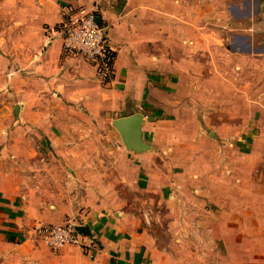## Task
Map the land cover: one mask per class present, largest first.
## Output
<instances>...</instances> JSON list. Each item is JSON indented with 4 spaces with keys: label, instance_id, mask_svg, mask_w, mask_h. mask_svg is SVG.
<instances>
[{
    "label": "crops",
    "instance_id": "crops-1",
    "mask_svg": "<svg viewBox=\"0 0 264 264\" xmlns=\"http://www.w3.org/2000/svg\"><path fill=\"white\" fill-rule=\"evenodd\" d=\"M58 3L96 12L116 51L114 74L104 80L80 55L64 50L62 37L54 31L62 21L61 11L50 24L52 31L39 33L41 49L27 65L17 118L30 105L38 106L30 124L45 133L47 144L31 152L45 161L32 175L27 157L23 181L28 189L20 195L0 181V264H200L188 253L175 258L159 255L160 234L162 227L189 233L192 222L197 232L206 230L210 216L213 232L237 229L229 221L224 227L219 224L224 210L230 221L242 214L232 195L231 180L241 181L234 172L235 177L224 179L230 186L225 195L221 193L223 145L218 144L224 136L235 137L245 142L238 148L247 153L252 150L255 128L263 132L264 84L259 86L256 80L264 79V70L253 63L259 55L264 57V38L258 41L248 25L246 33L232 34L226 46L217 34L228 19L226 0ZM248 6L247 1L245 7L232 5L239 14L228 24L234 27L252 18ZM222 58L236 59L230 72L240 85L247 84V88L233 84L246 92V96L241 93L250 108L245 115H236V105L242 101H228L222 94L223 78L229 73L222 69ZM245 74L247 79L240 80ZM52 101L60 106V115L49 126L48 113L39 106ZM138 112L144 115L143 141L150 146L140 153L127 149L116 128V132L109 130L111 117ZM228 125L232 128L224 133ZM208 146L216 149L211 153L215 157L208 155ZM213 161L217 175L211 179L217 195L207 200L204 194H195L194 187L206 184L204 172ZM178 186L185 189L181 196L175 191ZM68 219L90 227L93 247L67 245L51 250L40 241L47 247L30 242L28 234H34L36 226L62 225Z\"/></svg>",
    "mask_w": 264,
    "mask_h": 264
},
{
    "label": "rangeland",
    "instance_id": "rangeland-1",
    "mask_svg": "<svg viewBox=\"0 0 264 264\" xmlns=\"http://www.w3.org/2000/svg\"><path fill=\"white\" fill-rule=\"evenodd\" d=\"M246 1L247 4H250L248 7L251 9L253 17L244 19L242 25L230 26L228 21H235V18L237 19L235 14H239L238 9L232 10L231 6L242 5L245 7ZM58 2L59 0H0V181H3L1 185L9 191H17L19 195L28 189L27 184L23 181L27 177L24 175L27 170L24 168L25 164L23 163L29 157L31 163L29 167L31 169H28L34 172L32 175H35L36 170L34 168L39 163H44L45 159L36 152L32 153L31 151L37 150L36 147L44 146L47 143L45 142V133H38L30 124V120H34L32 113L38 110V106L30 105V110L26 111L23 116L20 113L19 118L14 113V106L24 101L23 87L27 82V65L41 49L39 39L42 36H39V33L46 29L52 31L50 24H53L59 11L62 15V6ZM226 3L225 9L228 19L220 24V30L217 31L219 37L226 42V46L230 44L232 34L246 33L245 27L248 25L252 27V33L257 36L258 41L264 38V1L251 0L250 3L248 0H226ZM86 10L92 11L89 8ZM57 26H55V30L53 29L56 34L59 31V27L56 29ZM216 37L218 38V36ZM256 59L258 61L253 63L256 65L255 68L260 69L262 67V70H264V57L259 55ZM237 63L236 59L226 62L222 58V69L229 72L225 75L227 79L223 78L225 86L222 88V94L228 101L231 99H237L239 103L242 101L240 105H236V115L240 116V114L245 115L246 112H249L250 108L245 106L242 99L243 95L241 93L246 96V92L235 89L233 85L234 83L235 85L240 83L236 76L230 72L233 68H236ZM241 72H244V69ZM246 77L245 74L242 79H239L243 81L247 79ZM256 83L262 86L264 79H257ZM239 87L247 88L246 82L239 84ZM255 91L258 92L257 96L260 97L262 93L260 87ZM248 92L252 93V89ZM262 95L264 96V90ZM39 107L48 113L46 119L49 126L54 123L56 116L60 115V106L53 101L52 104ZM73 111L74 109L70 110V113L72 114ZM262 116V122H264V113ZM111 118L109 120V130L116 132L112 124L116 116ZM240 122L245 124L242 120ZM231 128V125L225 126L224 133H227ZM262 131L261 134L260 128H255V136L250 142L252 150L247 153H243L238 148V146L244 145L245 142L235 137L224 136L221 143L218 144L223 145L220 147L221 163L218 174L221 177L219 181H223L221 182L223 183L222 190L220 189L221 193L225 195L226 192L224 191L227 189V185L230 186L224 179L230 180V178L235 177L234 172L241 181L239 182L236 177L231 180L234 183L231 186L234 191L232 195L237 201V210L242 211H240L242 214L240 217L233 218L230 221L228 211L224 210L219 224L224 227L229 221L231 224L236 225L237 229L230 233L213 232L209 227L213 225L211 216L208 225L205 220L206 230L200 232H197L196 222L190 224L192 231L189 233H179L176 227L172 231L170 229L166 231L162 227L164 233L160 234L161 240L157 248L162 254L164 251L167 253L163 255L159 253V255L162 257L172 255L175 258L185 256L188 253L190 257L193 256L196 260L198 258L200 264H250L248 261L251 259V264H264V128ZM116 136L114 137L115 143L119 140V136ZM210 146H208L210 151L208 155L216 153V149L214 150ZM28 149L30 150L28 151ZM48 156L51 155L48 154ZM213 162L210 168L207 169L208 171L204 172V178H207L206 184L199 185L198 188L194 187L197 192L195 194H204L207 200H212L211 198L217 195V185L212 184L211 179V177L217 175V165L215 161ZM33 187H37V185L34 183ZM184 190L180 186L175 188L178 196L184 194ZM206 207L207 213H210L209 205ZM193 212L199 214L196 210ZM196 214L195 217L194 214L192 216L198 219ZM199 215L201 216V214ZM69 221L76 222L74 219H68L63 223ZM28 238L31 243L43 245L35 238L34 234L29 233ZM47 248L56 250L50 247ZM0 258H3V256L0 255Z\"/></svg>",
    "mask_w": 264,
    "mask_h": 264
},
{
    "label": "built area",
    "instance_id": "built-area-1",
    "mask_svg": "<svg viewBox=\"0 0 264 264\" xmlns=\"http://www.w3.org/2000/svg\"><path fill=\"white\" fill-rule=\"evenodd\" d=\"M61 10L58 34L63 39L64 50L80 55L104 80L111 79L116 51L110 45L107 29L98 20L96 12L73 5H64ZM77 226L78 223L73 221L62 225H38L33 233L38 241L54 249L67 245L93 247L90 237L81 233Z\"/></svg>",
    "mask_w": 264,
    "mask_h": 264
},
{
    "label": "water",
    "instance_id": "water-1",
    "mask_svg": "<svg viewBox=\"0 0 264 264\" xmlns=\"http://www.w3.org/2000/svg\"><path fill=\"white\" fill-rule=\"evenodd\" d=\"M19 111L20 105L17 104L14 106L16 117L19 116ZM143 121L144 115L140 112L131 116L120 117L113 121V126L120 133L122 141L128 150L140 153L150 149V146L146 144L142 138ZM77 229L87 236H91L92 234L89 226L79 225Z\"/></svg>",
    "mask_w": 264,
    "mask_h": 264
},
{
    "label": "trees",
    "instance_id": "trees-1",
    "mask_svg": "<svg viewBox=\"0 0 264 264\" xmlns=\"http://www.w3.org/2000/svg\"><path fill=\"white\" fill-rule=\"evenodd\" d=\"M100 23L102 24V22L100 21Z\"/></svg>",
    "mask_w": 264,
    "mask_h": 264
}]
</instances>
